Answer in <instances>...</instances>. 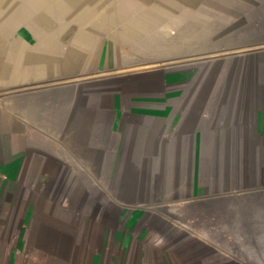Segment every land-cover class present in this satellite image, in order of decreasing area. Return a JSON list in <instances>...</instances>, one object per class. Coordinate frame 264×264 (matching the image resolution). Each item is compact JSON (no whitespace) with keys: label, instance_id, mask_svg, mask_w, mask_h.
Segmentation results:
<instances>
[{"label":"crops","instance_id":"0c3cea01","mask_svg":"<svg viewBox=\"0 0 264 264\" xmlns=\"http://www.w3.org/2000/svg\"><path fill=\"white\" fill-rule=\"evenodd\" d=\"M0 264H264V0H0Z\"/></svg>","mask_w":264,"mask_h":264}]
</instances>
